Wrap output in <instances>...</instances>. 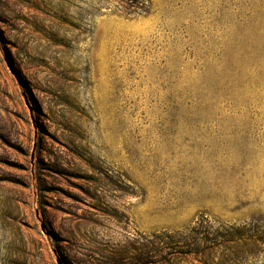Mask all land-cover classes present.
Segmentation results:
<instances>
[{
  "label": "rangeland",
  "instance_id": "374dc122",
  "mask_svg": "<svg viewBox=\"0 0 264 264\" xmlns=\"http://www.w3.org/2000/svg\"><path fill=\"white\" fill-rule=\"evenodd\" d=\"M202 220L264 232V0H0V264Z\"/></svg>",
  "mask_w": 264,
  "mask_h": 264
},
{
  "label": "trees",
  "instance_id": "16d2710c",
  "mask_svg": "<svg viewBox=\"0 0 264 264\" xmlns=\"http://www.w3.org/2000/svg\"><path fill=\"white\" fill-rule=\"evenodd\" d=\"M216 228L202 220L188 232L154 235L141 249L134 248L133 259L137 264H171L182 258H193L197 264H245L264 246V232L255 226Z\"/></svg>",
  "mask_w": 264,
  "mask_h": 264
},
{
  "label": "water",
  "instance_id": "95a60500",
  "mask_svg": "<svg viewBox=\"0 0 264 264\" xmlns=\"http://www.w3.org/2000/svg\"><path fill=\"white\" fill-rule=\"evenodd\" d=\"M57 262H58V264H62V262H61L59 259H58V261H57Z\"/></svg>",
  "mask_w": 264,
  "mask_h": 264
}]
</instances>
